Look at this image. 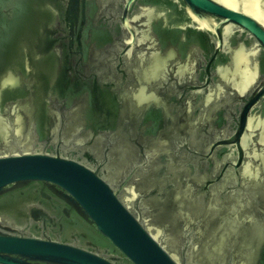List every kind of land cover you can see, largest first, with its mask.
Instances as JSON below:
<instances>
[{"label":"water","instance_id":"95a60500","mask_svg":"<svg viewBox=\"0 0 264 264\" xmlns=\"http://www.w3.org/2000/svg\"><path fill=\"white\" fill-rule=\"evenodd\" d=\"M10 63L0 264H264V0H0Z\"/></svg>","mask_w":264,"mask_h":264},{"label":"flooded vegetation","instance_id":"af4514ba","mask_svg":"<svg viewBox=\"0 0 264 264\" xmlns=\"http://www.w3.org/2000/svg\"><path fill=\"white\" fill-rule=\"evenodd\" d=\"M158 7L163 10V13H165L164 17H166L167 20H168V22L166 23L165 29L167 30V32H171L172 33L171 40L174 41L175 43H180L181 44V47H182V44H185L186 42H188V44L191 43V41L189 39L190 35H188V34H187L188 36H186L187 37V40L186 41H183L184 35L186 34V32L180 28V23L181 22L179 20L183 19L184 16H180L179 17L180 11L178 9V6L176 4H168L167 3V4H164L163 6H158ZM189 29L191 30V27ZM155 30L159 34L161 28L157 27V25H156L155 26ZM175 35H178L179 37H177ZM200 40H201V44L200 43L199 44L204 49H206V51H208L207 43H209L210 40L207 37L203 36V35L200 36ZM160 42L162 44H164L165 43L164 38L162 39L160 37ZM207 56H208V54H207ZM29 62H30V67L29 68L27 67L24 70L25 71H29V69H30L31 70V73H33L34 70H36V68H34L35 66H40L41 63H42V62L39 61V59H37L35 57H31L29 59ZM38 62H40V63L37 64ZM13 67H14V64L13 63L6 64L5 67H4V69H1V67H0V74H2L3 71L6 72L9 69H13ZM201 78H203V79L205 78V69L202 72ZM63 226H64L63 224H62V226L58 225L57 227H56V225H53L52 226L53 228L49 231L50 237H52L54 239L60 237L62 241L69 242V243H77V242H79L78 239H77V237H75V236L70 237V238L63 237L62 236V231H63V228L62 227ZM36 228H39V227L36 226ZM35 233L38 234V235H41L42 234L38 230H35ZM80 246L86 247V248H88L90 250H93L94 249V247H92L90 245H83L81 243H80Z\"/></svg>","mask_w":264,"mask_h":264},{"label":"clouds","instance_id":"9594fccd","mask_svg":"<svg viewBox=\"0 0 264 264\" xmlns=\"http://www.w3.org/2000/svg\"><path fill=\"white\" fill-rule=\"evenodd\" d=\"M17 83L16 79L12 77L11 73L9 74L8 78L4 81V86L8 85H15Z\"/></svg>","mask_w":264,"mask_h":264}]
</instances>
